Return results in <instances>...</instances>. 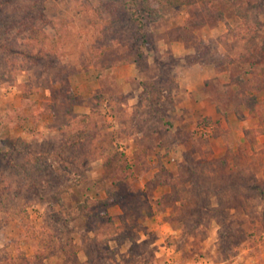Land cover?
<instances>
[{"label": "rangeland", "instance_id": "1", "mask_svg": "<svg viewBox=\"0 0 264 264\" xmlns=\"http://www.w3.org/2000/svg\"><path fill=\"white\" fill-rule=\"evenodd\" d=\"M239 1L242 14L230 0H191L147 17L153 38L142 50L149 68L139 73L131 56L127 0H0V264L85 262L90 244L82 238L89 226L78 205L87 197L104 198L102 186L113 176L122 178L124 169L131 172L120 191L129 207L128 235L121 243H102L96 264H264L263 201L256 194L247 210L223 214L235 222L229 238L243 240L238 253L224 259L216 221L204 241L182 236L171 221L172 208L158 205L169 188L149 183L161 166L175 172L186 155L223 156L227 142L264 185V136H251L252 145L240 142L239 128L234 132L206 118L185 120L176 109L185 49L193 52L189 61L223 66L244 79L264 77V0ZM205 7L222 17L206 16ZM27 13L35 20V36L25 29ZM105 27L113 32L107 40ZM176 35L185 39H169ZM101 45L126 62L98 74L94 60ZM147 80L161 84L158 99L143 90ZM208 88L215 91L210 82ZM68 94L77 102L76 117L66 115ZM249 94L259 102L253 110L259 118L264 90ZM82 99L90 102L78 103ZM84 114L89 119L82 120ZM208 126L205 136L200 128ZM136 138L146 140L149 170L143 175L132 174ZM61 140L70 145L61 148ZM67 180L73 182L69 189L58 190ZM103 209L111 216L123 212L118 204Z\"/></svg>", "mask_w": 264, "mask_h": 264}, {"label": "trees", "instance_id": "2", "mask_svg": "<svg viewBox=\"0 0 264 264\" xmlns=\"http://www.w3.org/2000/svg\"><path fill=\"white\" fill-rule=\"evenodd\" d=\"M191 0H165L164 2L152 0H127L124 7L128 20L132 22V60L135 63L136 70L143 73L148 70L149 64L146 54L142 47L148 45L153 38V32L147 27V17L150 15H159L165 8L173 7L177 4H187ZM236 8V12H241V2L239 0H230ZM189 5V4H187ZM108 10L107 8H105ZM206 16L222 17L221 12L212 13L207 7L203 10ZM242 14V12H241ZM23 20L26 25V31L29 35L38 33L34 18L26 14ZM201 18V16H199ZM202 19V18H201ZM193 26L198 23L193 21ZM111 27V26H110ZM183 31V29H181ZM113 32L109 28L103 29V39L107 40V36ZM189 33L188 40L196 42V38ZM170 38L185 39L181 35ZM264 51V41L262 45ZM94 68L98 74L103 73L115 66L122 65L126 62L123 57H111L108 54V47L102 46L95 55ZM233 82L236 85L235 91L231 93L233 109L238 119H242V106L253 111L259 105L255 95L249 94V91L264 90V77H254L244 79L241 76H234ZM161 85V84H160ZM160 85L156 80L142 81L143 90L148 93L149 99L152 97L158 99L160 96ZM69 103L66 109L68 117H76L73 111L75 102L71 94L65 99ZM90 100H79L78 103L88 105ZM52 106V104H50ZM93 109V108H92ZM89 114L81 115V119H89ZM78 132L73 133L71 139L78 136ZM264 135V108L259 113V125L255 128L248 129L245 137L250 144H253L251 136ZM227 140V139H226ZM146 140L144 138H136L137 149L134 153V163L132 164V174L137 173L143 175L147 173L149 167L146 162L147 149L145 147ZM61 148L70 145V140H61ZM53 169L60 173L58 168ZM122 178L113 176L111 184L102 186L105 197L100 199L86 198L79 203L78 207L84 215V222L88 225L87 235H83L82 241L85 245L90 244L89 250L86 248L85 262L75 261V264H96L99 258L94 254L101 252L102 243H106L115 239L117 242H123L128 233L125 229L127 224L128 206L124 205L120 191L123 179H127L131 174L129 170L120 171ZM74 175V174H73ZM64 182L59 186L58 190L67 191L68 187L73 183ZM149 183L156 187L157 185L167 186L169 191L164 193L158 199V205L161 210L171 207L173 210L171 221L181 229L182 236H190L196 242L204 241L208 236V229L212 221L218 224V248L221 247L222 241L223 258L227 259L238 253L240 242H236V238H229L232 235L233 220L226 218L223 214L228 213L232 209H246L252 206L253 194L263 201V206L259 214V223L264 225V185H259L256 181V175L250 167L242 163L241 156L226 142V152L223 156L211 159L195 158L192 155H186L184 162L180 163L175 172H170L161 166L160 169L150 178ZM253 193V194H251ZM60 199V198H58ZM118 204L122 207L123 212L117 216H111L103 208ZM247 210V209H246ZM239 229L242 234L245 230L242 227V221H239ZM91 233L93 236H90ZM101 236L103 238H98ZM230 239V240H229ZM114 250H110L113 252ZM102 256V255H101ZM105 254H103V257Z\"/></svg>", "mask_w": 264, "mask_h": 264}, {"label": "crops", "instance_id": "3", "mask_svg": "<svg viewBox=\"0 0 264 264\" xmlns=\"http://www.w3.org/2000/svg\"><path fill=\"white\" fill-rule=\"evenodd\" d=\"M192 53L191 49H185L180 60L179 67L183 73L178 77L179 88L177 91L178 97H176V109L182 110L181 113L185 120L206 118L220 125L225 123L226 128L230 127L234 132L240 129L242 132L240 142L246 141V131L257 127L259 118L249 108L242 106L244 116L242 119H238L231 98L224 96V92L227 93L228 88L231 92L235 91L234 76L228 73L223 66L220 68L215 64L189 61L187 58ZM209 82L215 88V91L210 92ZM219 100L223 101L220 102ZM235 127L239 129H234ZM213 140L216 144H219V137H215ZM222 153L223 147L217 152V155Z\"/></svg>", "mask_w": 264, "mask_h": 264}, {"label": "built area", "instance_id": "4", "mask_svg": "<svg viewBox=\"0 0 264 264\" xmlns=\"http://www.w3.org/2000/svg\"><path fill=\"white\" fill-rule=\"evenodd\" d=\"M200 131L205 135V136H209V134L211 133V127H206V128H200Z\"/></svg>", "mask_w": 264, "mask_h": 264}]
</instances>
